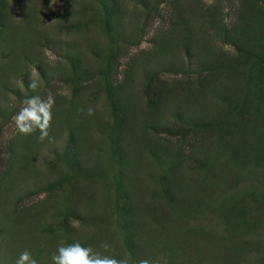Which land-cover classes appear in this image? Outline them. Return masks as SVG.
Returning <instances> with one entry per match:
<instances>
[{
    "label": "rangeland",
    "instance_id": "1",
    "mask_svg": "<svg viewBox=\"0 0 264 264\" xmlns=\"http://www.w3.org/2000/svg\"><path fill=\"white\" fill-rule=\"evenodd\" d=\"M75 241L264 264V0H0V264Z\"/></svg>",
    "mask_w": 264,
    "mask_h": 264
},
{
    "label": "clouds",
    "instance_id": "2",
    "mask_svg": "<svg viewBox=\"0 0 264 264\" xmlns=\"http://www.w3.org/2000/svg\"><path fill=\"white\" fill-rule=\"evenodd\" d=\"M205 2L210 4L212 0ZM28 87L33 92H37L40 82L37 79H30ZM60 94L67 95L66 92ZM54 105L55 97L51 94L47 98H42L39 94L26 96L13 117L16 131L23 136L38 132L37 140L45 141L52 126ZM86 112L91 116L94 114V109L88 107ZM73 227H78V224L74 223ZM51 260L52 264H158L150 258H140L137 261H130L128 257L118 258L115 249L106 241L102 242L99 248L84 245L79 241L70 244L61 243L52 254ZM14 264H39V262L30 251L24 250L15 259Z\"/></svg>",
    "mask_w": 264,
    "mask_h": 264
}]
</instances>
